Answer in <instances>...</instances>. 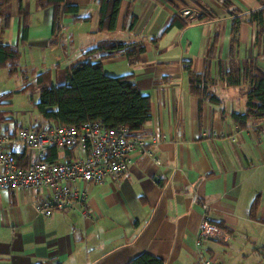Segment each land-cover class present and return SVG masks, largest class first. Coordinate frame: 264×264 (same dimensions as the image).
<instances>
[{
	"label": "crops",
	"instance_id": "1",
	"mask_svg": "<svg viewBox=\"0 0 264 264\" xmlns=\"http://www.w3.org/2000/svg\"><path fill=\"white\" fill-rule=\"evenodd\" d=\"M229 1L122 0L117 27L109 31L99 28L100 0H68L80 11L62 12L54 35V7L23 0L26 39L20 0L1 9L0 42L17 47L20 56L16 73L0 69V132L51 125L36 107L35 81L46 74V81L63 84L71 67L91 58L109 75L133 74L152 100V118L138 132L167 139L155 146L158 163L138 152L126 174L100 184L79 182L89 192L88 216L78 209L43 216L36 205L46 189H0V264H129L145 252L165 264H203L212 257L219 264H264V139L258 133L264 119L251 117L245 125L234 120V112L248 109L251 83L229 85L223 77L232 57L238 68L255 59L264 69V40L257 43L258 27L251 21V11L264 0ZM236 14L241 24L234 36ZM174 18L188 25L170 27ZM109 40L145 51L135 62L122 53L86 54ZM193 74L207 78L202 86L218 102L192 90ZM14 78L20 84L7 88ZM19 113L30 121H20ZM52 148L47 159L78 156L68 148L52 157ZM16 153L22 167L36 159L31 148ZM205 213L222 237L200 249L197 234Z\"/></svg>",
	"mask_w": 264,
	"mask_h": 264
},
{
	"label": "trees",
	"instance_id": "2",
	"mask_svg": "<svg viewBox=\"0 0 264 264\" xmlns=\"http://www.w3.org/2000/svg\"><path fill=\"white\" fill-rule=\"evenodd\" d=\"M13 0H0L1 9L9 6ZM54 7V35L58 32L62 12L78 14L80 9L76 4L68 3V0H45ZM101 14L99 28L113 31L118 24V18L122 0H100ZM225 4H231L225 0ZM202 15L200 19L206 17ZM20 17L22 18V38L28 35V12L20 0ZM7 16L6 23H9ZM251 21L258 27L257 43L264 40V4L251 11ZM241 24L240 15H234L232 34L236 36ZM178 25L187 26L188 23L179 18H174L170 27ZM234 42L237 41L233 38ZM264 50V41H263ZM143 46H130L122 41H100L92 48L86 50L87 55L101 52L104 58L115 54H126L131 62H135L140 53L144 52ZM20 52L17 47L0 42V69L8 68L14 74L18 70ZM237 56V55H236ZM93 58V57H92ZM244 67L238 68L235 57L230 59L232 64L225 69L223 77L229 85H239L243 80L250 81L248 92L247 111L234 112L233 118L241 125L253 117L264 119V69L257 65L255 59L246 60ZM42 74L37 79L40 87V99L36 103L39 113L52 124L81 126L86 122L103 120L108 127L127 126L131 131L140 130L152 118V100L150 95L143 93L134 80L133 74L119 76L109 75L105 72L101 61H93L91 58L75 64L68 70L67 80L63 84H53L44 79ZM205 76L191 78L192 90L198 95L210 98L218 102L215 95L208 93ZM10 96L11 93L5 94ZM41 127V125L36 126ZM57 148L51 149L52 157L56 156ZM17 156V155H16ZM54 156V157H55ZM53 159V158H50ZM258 201L252 207V214L257 209ZM129 264H165L163 258L150 253H142L132 259Z\"/></svg>",
	"mask_w": 264,
	"mask_h": 264
},
{
	"label": "built area",
	"instance_id": "3",
	"mask_svg": "<svg viewBox=\"0 0 264 264\" xmlns=\"http://www.w3.org/2000/svg\"><path fill=\"white\" fill-rule=\"evenodd\" d=\"M258 133L264 139V124ZM166 139V134L144 135L125 125L108 127L101 119L81 126L51 124L19 128L15 134L0 132V189H46L47 196L36 205L43 216L69 209L81 210L88 216L89 192L79 187V182L100 184L126 174L138 152L158 163L155 146ZM52 147L59 151L73 149L78 156L71 160L47 159L46 151ZM27 148L35 150L36 159L22 167L16 152ZM197 236L201 249L206 242L222 237V230L205 213ZM202 262L219 264L216 257L204 258Z\"/></svg>",
	"mask_w": 264,
	"mask_h": 264
},
{
	"label": "rangeland",
	"instance_id": "4",
	"mask_svg": "<svg viewBox=\"0 0 264 264\" xmlns=\"http://www.w3.org/2000/svg\"><path fill=\"white\" fill-rule=\"evenodd\" d=\"M190 11H191V10H190ZM244 61H245V60H244ZM8 84H10V85L7 86V88H9V89H14V87H16L17 84H20V81H18L17 78H14L12 81H9ZM34 85H37V80L35 81V84H34ZM33 89H35V88H33ZM34 94H36V93L34 92ZM39 99H40V97L38 96V98H37L36 100H39ZM31 110H33L34 115L39 114L38 111H37V109L34 108V106L31 107ZM21 117H22V114L19 113V114H18V119H19L20 121H22V122H24V123H27V121H30L29 118H27V120H24V119L21 118Z\"/></svg>",
	"mask_w": 264,
	"mask_h": 264
}]
</instances>
